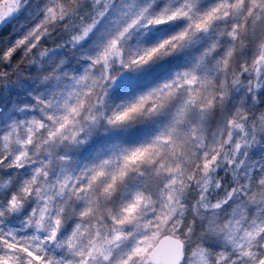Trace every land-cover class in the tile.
<instances>
[{
	"label": "rangeland",
	"instance_id": "1",
	"mask_svg": "<svg viewBox=\"0 0 264 264\" xmlns=\"http://www.w3.org/2000/svg\"><path fill=\"white\" fill-rule=\"evenodd\" d=\"M76 1L65 0L67 11ZM259 2L220 0L219 14L201 30L196 25L205 23L208 9L216 6L212 0H200L197 6L190 0H182L179 6L176 0H167V6L184 18L182 28H147V32L155 34L149 47L141 45L131 55L122 48L114 62L96 71L95 66L89 67L78 77L69 105L70 109L75 107V112H59L60 123L44 138L35 133L47 125L37 122L35 132L29 130L36 147L25 162L35 163L38 157L42 161V167L34 173L38 185L34 195L44 201L46 216L58 207L61 211L68 208V217L79 219L73 255L65 264L84 260L87 264H152L147 254L164 234L184 242L181 264H252L251 256L246 254L264 255V172H253L264 164V144L260 143L264 106L246 100L249 92L255 100L258 84L264 83V59L253 56L260 42L255 32L264 33V9L255 11ZM24 4L30 6L25 8ZM38 4L39 0H21V11L0 23V50L25 35L37 18ZM124 7L129 11L118 12L112 20L122 25L121 30L140 27L149 5L138 0L135 6ZM20 17L27 20L20 22ZM226 17L227 23H219ZM73 55L68 52V58ZM61 59L65 57L53 54L43 62L37 60L33 81L21 83L22 93L13 94L0 109L8 108L11 114L27 100L26 93L38 92L42 77L54 75ZM19 61V57L14 58L9 66ZM245 73L249 79L246 83L240 81ZM141 74L147 87L125 98L127 108L119 117L123 126L115 128L105 123L97 129L100 121L111 116L113 85L119 87ZM236 123L246 124V135L252 138L236 187L226 202L204 212L193 185L230 145ZM96 130L100 135L122 132L112 137L118 147L109 148L107 140H98L97 146L104 145V150L91 159L77 158L74 169L58 174L60 179L49 186L45 170L52 164L43 156L54 158L56 149L64 144L63 139L54 140L53 131L65 133L69 143L62 150L68 151L73 133L92 131L95 135ZM17 142L13 137L0 151L11 152ZM19 143L26 151L25 144ZM238 145L244 147L245 140ZM80 181L83 183L77 188ZM8 227L23 229L24 224L14 219ZM17 239L25 246L33 240L41 242L33 235ZM43 243L54 264L68 254L67 249H58L51 240Z\"/></svg>",
	"mask_w": 264,
	"mask_h": 264
},
{
	"label": "snow or ice",
	"instance_id": "2",
	"mask_svg": "<svg viewBox=\"0 0 264 264\" xmlns=\"http://www.w3.org/2000/svg\"><path fill=\"white\" fill-rule=\"evenodd\" d=\"M137 2L138 0H111L110 3L108 0H80L70 17L67 14L65 0H39L37 18L25 35L7 49L0 50V62L5 68L17 57L22 61L23 58L30 56L32 68H35L37 60L43 62L53 54L65 57L55 66L54 75L42 77L40 90L36 93H26L27 100L12 109L11 114L8 108L0 109V148H5L13 137L18 141L11 152L0 151V165L3 166L0 167V178H3V182L0 183V264H54L46 255V245L43 240H51L58 249L68 250L64 260L57 264H65V261L73 255L71 249L74 247L73 237L79 219L75 216L69 218V209L65 208L61 211L58 207L53 209L51 215L46 216L44 201L38 200L34 195L38 187L34 173L42 167V161L38 157L35 163L25 162L32 156L36 147L35 139L31 138L28 132L29 130L35 132L36 124L39 122L48 127L42 126L35 135L44 138L49 129H55L60 123L62 118L57 116L59 112L76 111L75 107L69 108L72 89L77 87L78 77L82 76L89 67L95 66L93 70L96 71L109 61L114 62L115 58L121 55L122 48L127 50L126 55H131L132 50L139 49L141 45L149 47L155 39V34L147 32V28L169 27L170 30H175L185 24L184 18L167 6V0H140L141 3L149 5L144 9L145 17L141 20V26L131 29L124 27L121 30L122 25L113 21L112 17L118 12L129 11L124 7L125 4L135 6ZM190 2L193 6L200 4V0H190ZM212 2L216 6L208 9L204 17L205 23L196 25L201 30L207 27V21L213 20L219 14L220 0H212ZM231 2L232 0H229V3ZM176 3L179 6L182 0H176ZM29 6L24 4L25 8ZM262 9H264V0H260L255 11ZM20 11L21 0H6L0 3V23ZM184 11L187 14L186 7ZM97 16H99L98 20ZM162 17L167 19L161 20ZM70 20L71 29H69ZM79 21H83V25L78 26ZM261 21H264V14L261 15ZM219 23H227V17ZM228 39L231 42V37ZM69 48L75 53L70 58L66 51ZM145 87L147 85L143 83V74L121 83L119 87L113 85L110 90L113 105L110 109L111 116L108 120L100 121L96 126L97 129L105 123L115 128L122 127L124 122L119 117L127 108L124 104L125 98L135 96ZM246 100L257 106H264V83L258 84L255 100L252 99L251 92L247 94ZM105 115L107 116L108 113ZM52 135L54 140L63 139L64 144L69 143L63 132L56 134L53 131ZM121 135L120 131L100 135L98 130L95 135L92 131L81 132L79 135L73 133L68 151H63L64 144H61L56 149L54 158L43 156V160L52 164L51 169L45 170L47 175L45 182L52 186L53 181L60 179L58 174L74 169L78 163L77 158L88 156L91 159L98 155L105 148L104 145L97 146L98 140H107L109 148L118 147L112 137ZM21 141L25 144L26 151L21 148L19 143ZM260 143L264 144V135H261ZM257 171L264 172V164L260 165L259 170L253 169L254 173ZM40 179H44V175H40ZM82 183L83 181H80L76 187L79 188ZM53 191H55L54 187ZM57 199L63 203L60 197ZM14 219L23 223L24 228H6L9 221ZM20 235L40 237L41 242L37 244L33 240L25 246L17 239ZM246 255L251 256L252 264H264V255L251 253ZM80 264L87 262L80 261Z\"/></svg>",
	"mask_w": 264,
	"mask_h": 264
},
{
	"label": "trees",
	"instance_id": "3",
	"mask_svg": "<svg viewBox=\"0 0 264 264\" xmlns=\"http://www.w3.org/2000/svg\"><path fill=\"white\" fill-rule=\"evenodd\" d=\"M37 1L38 0H31L32 3H36ZM79 2L80 0H77L72 5L70 10L67 11V14L70 17L73 15ZM110 2L111 0H108V3ZM96 19L98 20L99 16H97ZM26 20L27 18L24 17L20 19V22H25ZM83 23V21H79L77 22V25L80 26L83 25ZM71 28L72 21L70 20L69 29ZM255 34V39L260 42L257 43V48L253 56H260L264 59V37L259 36L264 35V33H259L258 35V31H256ZM245 45L248 46L250 44L245 43ZM66 51L72 52L70 48L66 49ZM30 60L31 57L28 56L22 61H19L16 66L10 67L8 65L7 68L3 66L2 62L0 63V74H2L0 75V107L9 101L13 94L22 93L19 88L21 83L33 81L34 70L36 68H32ZM252 63L255 64L253 60ZM255 65L257 66V64ZM261 72L264 74V71ZM248 80V77L245 75L240 77L241 82L246 83ZM232 128V136L229 138L230 145L222 150L213 162L212 166L207 170V172L200 174V178H198L193 185L196 196L204 212L213 211L216 204L226 202L230 198L236 187L238 175L241 172L240 167L242 160L248 152L252 138L251 135H246L247 125L236 123ZM244 140L246 145L244 147H239L238 144ZM230 141H232L233 144H236L233 146ZM247 144H249V146Z\"/></svg>",
	"mask_w": 264,
	"mask_h": 264
},
{
	"label": "water",
	"instance_id": "4",
	"mask_svg": "<svg viewBox=\"0 0 264 264\" xmlns=\"http://www.w3.org/2000/svg\"><path fill=\"white\" fill-rule=\"evenodd\" d=\"M185 252V244L171 234L162 235L148 252L147 257L152 264H181Z\"/></svg>",
	"mask_w": 264,
	"mask_h": 264
}]
</instances>
